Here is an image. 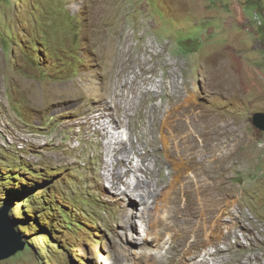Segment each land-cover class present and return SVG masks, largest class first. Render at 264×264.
<instances>
[{
	"label": "rangeland",
	"instance_id": "rangeland-1",
	"mask_svg": "<svg viewBox=\"0 0 264 264\" xmlns=\"http://www.w3.org/2000/svg\"><path fill=\"white\" fill-rule=\"evenodd\" d=\"M259 111L264 0H0V124L45 142L29 143L22 157L0 134V209L24 244L0 264H145L134 255L144 224L136 218L135 231L127 219L144 167L153 168V184L176 179L179 204L192 215L193 206L212 209L213 200L205 191L201 201L195 170L186 169L191 159L208 165L211 154L218 155L216 174L200 175L209 184L217 179V209L198 221L207 228L187 252L169 226L176 252L154 264H264V130L253 123ZM109 112L119 116L118 129ZM101 126L119 130L126 150L105 144ZM38 170L32 180H47L26 201L10 203L7 189L21 188ZM46 188L56 190L58 203L41 200ZM138 190H145L141 183ZM52 204L59 210L48 217L42 208ZM65 212L72 216L66 223L81 218L88 228H64Z\"/></svg>",
	"mask_w": 264,
	"mask_h": 264
},
{
	"label": "bare ground",
	"instance_id": "bare-ground-1",
	"mask_svg": "<svg viewBox=\"0 0 264 264\" xmlns=\"http://www.w3.org/2000/svg\"><path fill=\"white\" fill-rule=\"evenodd\" d=\"M182 113H185V111H183ZM196 114L197 113H195V115ZM108 115H109V117H111L110 119L113 122L115 128L118 129L120 127L119 121H118L119 116L113 112H109ZM93 119H94V121H98L99 125L101 124L99 121L100 116H96ZM209 124L214 128V132H217V137H218L217 124L213 126L211 123V120H210ZM101 129L104 130V132L106 131V133H107L106 134L107 138L105 139V142H104L105 144H107V145L114 144V146H112L113 149L115 148V144H117L118 150H120V149L126 150V148L123 144V141L121 140L122 138L121 139L119 138L120 133H119V135L117 134V132L119 130L116 129V130H113V132H110V131H107L104 126ZM100 131L101 130H99V132ZM187 139H189V137H187ZM168 141H169V139H168L167 134H163L162 135V143H164V145H165L164 147H167L166 144H168ZM169 144H171V143L169 142ZM176 144L177 143H174L173 146H175ZM214 145L211 146V149H215ZM116 148H117V146H116ZM118 150H116V151H118ZM206 152H208V151H206ZM200 153H201V151H200ZM207 154L208 153H206V155ZM124 159H126V158H124ZM201 161H202V159H200L199 161H197V159H195V160L191 159V163H192L191 166L192 167H190L188 165L186 172L188 175H191L189 173L188 169L191 168L192 171L195 170L194 176L196 177V180L194 181V179H193V181L195 182V185H196V191L201 194V201H202V198L205 194L204 192L207 191L209 193V197L213 200V207H212V209H210L209 207L204 208V206H206V204H204V203L198 204L197 205L198 210H197L196 206L192 207L193 212L196 211L192 215H190V207L188 205H181L184 201L181 204H179L178 199H180V195H179L176 179H172V181L168 182L163 187L161 186V184H163V183L160 179L156 180L155 184H153L152 183V177H153L152 170H153V168H151L148 165H146L144 167L146 179H141V178L137 179V182H136L135 186L133 187V191L137 197V200L135 199V200L130 201L129 204H130V208L132 211L127 216V219L129 221H131V223H130L131 228L133 230L135 229V231L136 230L138 231V229H136V225H135L136 218L141 220L142 223L144 224L143 237L141 239H138L136 237L137 240H135L134 255L136 257H138L139 259L143 260L145 262V264H154V261L161 260L162 258L167 257V255H169L168 253L171 254V251H172V253L176 252L175 242L178 239V237L174 236L173 231L169 232V230H170L169 226L175 225L177 228V231L180 232L179 245H181L180 250L183 253L184 250L185 251L188 250L189 248H191V246H193V245H195V243H197L198 233H199L201 227L204 228V226H205V223L201 224V226L199 224H197L198 221L199 220H203V221L206 220L207 216L209 215L208 213L206 214V212H210V211L217 209L218 196L214 193V190H216L218 188L217 179H215L213 181V183L209 184L207 182V179L200 175L201 174L200 172L207 174L208 177H211L213 174H216L215 172H213V167L218 164V155H216V154L212 155L211 154V158L209 160L208 165L202 164ZM188 162H189V160H188ZM199 162H201V163H199ZM200 166H201V168H200V170H198V168ZM207 166H209V168ZM182 172L183 171H181V173ZM180 179L183 181L184 186H186L187 184H189L191 182L187 179V175H183V174L180 175ZM140 183L145 188V190H138V186ZM128 187H129V185H128ZM173 191H174L175 196L173 195ZM148 199H149V201H148ZM198 199H200V198H198ZM138 204H141V206H137ZM199 223H200V221H199ZM191 224H193V227H191ZM205 230H204V232H205ZM206 233H208V232H206ZM172 236H173V240L171 238ZM189 236H193L194 239L192 241H188ZM133 240H134V238H133ZM164 249H166L165 252H164ZM191 256H192V254L189 256H184V257L181 256V258H182L181 260H183V259L189 260V259H191ZM194 262H196V264H205L207 262V259L203 258L201 260V262H197V261H194Z\"/></svg>",
	"mask_w": 264,
	"mask_h": 264
},
{
	"label": "trees",
	"instance_id": "trees-1",
	"mask_svg": "<svg viewBox=\"0 0 264 264\" xmlns=\"http://www.w3.org/2000/svg\"><path fill=\"white\" fill-rule=\"evenodd\" d=\"M42 42V41H40ZM45 45V44H44ZM34 175H41V172L38 170L34 173H31L30 175L28 176H25L22 178V181L19 182L20 185H21V188L19 186H17L16 188L12 189V188H8V193H7V200H9V202L11 203V199L14 198V197H20V199H22L21 201H26V197L27 195H29L28 197H31V190L35 187V186H38L40 183H42L43 181L47 180L46 178H42V177H39L37 179H40L41 181H34L32 180L33 176ZM23 179L26 181V182H30V181H33V184H27L26 182H23ZM18 182V181H17ZM29 190V191H28ZM42 191V190H40ZM46 191L47 193L45 194H41L40 193V197H41V200L43 202H46V201H51L52 203H58V200L57 198H55V196H53L54 193H57L56 190H54V188H52V190L46 188ZM47 197V198H46ZM22 205V204H21ZM61 206V204H60ZM59 209L58 208H55L54 205L52 204V207L50 208V210H46V208H42V211L43 213H45L48 217L53 215V211H58ZM52 211V212H51ZM19 213L20 212H23L21 210L18 211ZM32 213L34 215H36V219H37V215L41 216V213H37V211L35 210H32ZM75 213V212H74ZM44 214V215H45ZM60 216V221L62 222V224L64 225V228H69L70 225H74L78 230H83L85 231V228H88V225L87 223L83 220V219H78V221L76 220V224L73 222L74 219H71V222L69 223H66L65 220H69V217H72L70 212H65V215H59ZM16 219H21L19 218L18 216L15 217L14 220ZM39 219V218H38ZM78 223L82 226H79ZM32 224V223H29V225ZM18 227H21V226H18ZM28 228V226H26ZM62 233V232H61ZM57 237H60V236H57ZM49 259V258H48Z\"/></svg>",
	"mask_w": 264,
	"mask_h": 264
},
{
	"label": "water",
	"instance_id": "water-1",
	"mask_svg": "<svg viewBox=\"0 0 264 264\" xmlns=\"http://www.w3.org/2000/svg\"><path fill=\"white\" fill-rule=\"evenodd\" d=\"M253 123L260 130H264V112L253 114ZM24 244L16 237L12 222L7 216V210L0 209V260L7 258L15 252L22 250Z\"/></svg>",
	"mask_w": 264,
	"mask_h": 264
},
{
	"label": "clouds",
	"instance_id": "clouds-1",
	"mask_svg": "<svg viewBox=\"0 0 264 264\" xmlns=\"http://www.w3.org/2000/svg\"><path fill=\"white\" fill-rule=\"evenodd\" d=\"M1 125V124H0ZM1 127H4V130H5V128H6V124H3ZM6 131V130H5ZM10 132H7L8 134L10 133V135L11 136H14V137H16L15 136V133L17 134V136L19 137V138H16V139H24V138H27V140H25L26 142H24V147L22 148V149H18V151H17V153H19V156L20 155H22V157H27V156H25V154H24V148H25V146H27L29 143H36L37 144V146H44L45 145V142L44 143H41V142H37V141H35L33 138V133L31 132V131H27L25 128L19 133V132H17V129H13V128H11L10 130H9ZM14 140V143L17 141V140ZM4 143V142H3ZM21 152V153H20Z\"/></svg>",
	"mask_w": 264,
	"mask_h": 264
},
{
	"label": "built area",
	"instance_id": "built-area-1",
	"mask_svg": "<svg viewBox=\"0 0 264 264\" xmlns=\"http://www.w3.org/2000/svg\"><path fill=\"white\" fill-rule=\"evenodd\" d=\"M3 124L0 125V134L3 137L2 142L5 143H12L14 142V140L16 139V137L11 136L10 133L8 134L5 130L4 127H1ZM17 141L15 142L16 146L18 149H22L24 147V142H26L25 140H27V138L24 139H16Z\"/></svg>",
	"mask_w": 264,
	"mask_h": 264
}]
</instances>
